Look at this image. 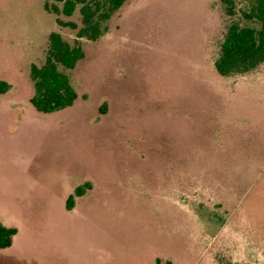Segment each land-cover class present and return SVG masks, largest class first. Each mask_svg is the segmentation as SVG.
<instances>
[{"label": "rangeland", "instance_id": "374dc122", "mask_svg": "<svg viewBox=\"0 0 264 264\" xmlns=\"http://www.w3.org/2000/svg\"><path fill=\"white\" fill-rule=\"evenodd\" d=\"M53 5L0 0V221L17 228L0 264H264V62L215 69L231 23L260 27L251 1L126 0L96 40ZM52 31L85 56L61 67L74 104L41 112L30 69Z\"/></svg>", "mask_w": 264, "mask_h": 264}, {"label": "trees", "instance_id": "16d2710c", "mask_svg": "<svg viewBox=\"0 0 264 264\" xmlns=\"http://www.w3.org/2000/svg\"><path fill=\"white\" fill-rule=\"evenodd\" d=\"M56 1L63 3L62 9L58 5L52 6L56 13L61 11L64 15L71 16L79 8L83 25L79 28L77 36L96 40L102 34V22L109 19L126 0ZM250 1V11L243 12V15L247 19L256 20L260 27L241 26L238 22L228 26L220 43L219 56L215 61V69L221 76L246 73L264 62V0ZM46 8L51 9L47 4ZM57 22L73 29L77 28L74 21L65 22L57 19ZM48 40L45 62L42 65L32 64L30 69L34 83V93L30 102L41 112L59 111L74 104L79 94L72 85L69 75L61 67L74 69L85 56L81 45L71 44L57 31H52ZM9 88L10 84L7 81L0 80V94L7 92ZM90 186L91 184L87 182L76 187L75 192L67 197L66 208L72 209L75 197L83 195ZM16 233V227L6 226L0 221V249L10 247Z\"/></svg>", "mask_w": 264, "mask_h": 264}, {"label": "crops", "instance_id": "0c3cea01", "mask_svg": "<svg viewBox=\"0 0 264 264\" xmlns=\"http://www.w3.org/2000/svg\"><path fill=\"white\" fill-rule=\"evenodd\" d=\"M2 222V221H1ZM3 223V222H2ZM4 225H6L7 226V224H5V223H3ZM11 227V226H10Z\"/></svg>", "mask_w": 264, "mask_h": 264}]
</instances>
